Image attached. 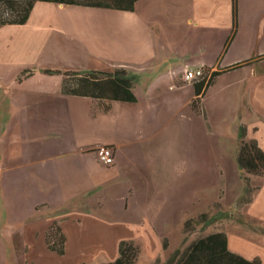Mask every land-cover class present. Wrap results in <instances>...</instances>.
Wrapping results in <instances>:
<instances>
[{
    "label": "crops",
    "instance_id": "0c3cea01",
    "mask_svg": "<svg viewBox=\"0 0 264 264\" xmlns=\"http://www.w3.org/2000/svg\"><path fill=\"white\" fill-rule=\"evenodd\" d=\"M64 6L68 5L36 2L25 24L0 27V184L12 182L20 193L28 189L26 182L43 185L24 196L27 208L37 213L38 207H60L39 214L46 223L41 229L34 226L28 232L29 238L43 241L48 259L58 260L59 264H79L63 223H81L85 218L95 229L115 223L84 210L63 214L61 203L77 204L86 198L90 204L102 192L118 188L125 199L144 191V183H138L144 181V140L155 133L153 126L163 119V110H173L183 96L191 108L196 97V83L184 80L187 71L218 73L203 97L223 76L234 73L227 85L237 87L236 139L244 141L242 145L255 143L264 152V0H139L132 12L97 9L104 11L92 19V47L77 51L91 63L64 72L123 69L136 77L132 89L135 102L64 94V75L39 73L43 69L60 70L47 61L68 55L46 41L52 32L63 36L65 29L55 9ZM116 16L121 17L120 28L114 24ZM38 63L45 68L36 69ZM24 68L35 71L34 77L17 78ZM5 71L15 77L8 83L2 79ZM159 98L164 101L158 102ZM6 132L12 134L14 149L29 157V161L16 160L13 167L18 169L9 180L3 172L8 159L4 155L8 143L2 137ZM58 133L63 135H55ZM45 135L55 138L47 140ZM100 146L112 149L111 166L99 162L96 149ZM121 176L127 183L117 188ZM260 178L263 184L241 210L252 231L234 225L221 232L227 236L230 251L264 264V233H260L264 229V174ZM57 181L65 185L62 192ZM2 195L5 197V193ZM51 213L60 214L45 216ZM30 219L19 218L25 228ZM5 221L6 214L0 221V230ZM54 221L60 222L66 237L64 255L48 250L45 243L46 230ZM27 247L26 263L36 264L35 258H29L31 244ZM114 257L112 261L118 253Z\"/></svg>",
    "mask_w": 264,
    "mask_h": 264
},
{
    "label": "rangeland",
    "instance_id": "374dc122",
    "mask_svg": "<svg viewBox=\"0 0 264 264\" xmlns=\"http://www.w3.org/2000/svg\"><path fill=\"white\" fill-rule=\"evenodd\" d=\"M97 9L105 8L64 6L60 10L55 9L65 32L63 36L52 32L46 41L68 55L50 58L47 61L49 66L55 65L64 72L67 68L78 70L91 63V59L78 56L77 51L92 47L89 42L92 19L98 12L104 11ZM119 19L120 16L113 18L118 28L121 25ZM42 66L38 63L35 68H45ZM44 70L39 73L48 75ZM30 71L35 72L28 68L21 69L17 78L34 77ZM233 74L223 76L215 88L209 89L207 95L200 98L196 104L198 113L187 107L185 96L173 110L162 108L163 119L153 126L152 131L155 133L144 140V181L138 182L144 183V191L140 189L133 197L122 198V189L118 186L122 187L127 182L121 176L116 186L118 191L102 192L90 204L86 198L77 204H74L75 201L66 205L61 203V207L64 206L63 214L84 210L88 212L86 214L94 212L93 216L115 223L112 227L100 225L101 229L90 227V220L85 218L81 223L70 220L63 223L65 232L73 242L71 248L77 254L79 264L112 261L118 253L116 245L118 243L119 247L122 241H130L137 246L135 264H179L187 248L200 238L233 228L234 225L252 231L241 210L250 203L259 185L263 184V179L261 175L242 169L237 161L244 141L240 142L235 136L237 87L227 85ZM2 75L6 83L10 78H15L8 71ZM209 75L206 74L205 79L196 83H206ZM157 101L162 102L164 99L159 98ZM13 127L18 128L15 125ZM55 135L61 136L63 133ZM55 135H45L44 139L53 140ZM2 137L8 143L4 150L8 159L3 164V172L7 173L9 180L18 169L13 167L16 160L29 161V157L14 149L11 133L6 132ZM57 184L62 192L65 185L58 181ZM13 185L9 181L0 184V221L6 214V221L0 230V264H27L25 257L28 255V243L32 247L29 258H35L36 264H59L58 260L48 259V254L42 248L43 241L29 238L28 232L34 226L41 229L46 223V218L39 214L52 212L60 206L51 204L46 209L38 207L40 211L35 213L27 208L24 196L39 190L43 185L35 181L26 182L28 189L23 193L16 192ZM2 193H5V197ZM141 193L143 195L139 197ZM37 195L40 198L39 192ZM59 214L45 216L53 218ZM22 216L31 217L27 222L30 225L26 228L19 220ZM54 222L61 227L59 221ZM260 233L263 234L264 229ZM82 234L85 238L78 244L77 240L83 239Z\"/></svg>",
    "mask_w": 264,
    "mask_h": 264
},
{
    "label": "trees",
    "instance_id": "16d2710c",
    "mask_svg": "<svg viewBox=\"0 0 264 264\" xmlns=\"http://www.w3.org/2000/svg\"><path fill=\"white\" fill-rule=\"evenodd\" d=\"M139 0H0V27L4 25H23L27 22L36 2L74 5L85 8H105L120 11H134ZM30 73H32L30 71ZM48 75L63 74L66 78L62 83V92L68 95L90 97L97 100H116L135 102L132 91L136 77L130 76L123 69L113 72L102 71H67L44 70ZM218 73L209 75L206 83L200 81L195 84V99L191 108L198 113L196 104L203 97L205 90L211 85ZM206 74L204 73L205 79ZM238 164L242 169L255 174H264V152L255 143H245L240 147ZM66 237L61 227L53 222L45 233V243L48 250L58 255L65 254ZM138 249L130 241H122L118 247V257L101 264H135ZM179 264H261L258 259L247 260L233 253L228 248L227 236L223 232H216L196 240L183 253Z\"/></svg>",
    "mask_w": 264,
    "mask_h": 264
},
{
    "label": "built area",
    "instance_id": "2783aa9c",
    "mask_svg": "<svg viewBox=\"0 0 264 264\" xmlns=\"http://www.w3.org/2000/svg\"><path fill=\"white\" fill-rule=\"evenodd\" d=\"M204 78L202 69L189 70L184 75L186 82H196ZM96 155L100 163L105 166H111L114 161L112 149L109 146H100L96 149Z\"/></svg>",
    "mask_w": 264,
    "mask_h": 264
},
{
    "label": "bare ground",
    "instance_id": "6f19581e",
    "mask_svg": "<svg viewBox=\"0 0 264 264\" xmlns=\"http://www.w3.org/2000/svg\"><path fill=\"white\" fill-rule=\"evenodd\" d=\"M194 70V69H193Z\"/></svg>",
    "mask_w": 264,
    "mask_h": 264
}]
</instances>
